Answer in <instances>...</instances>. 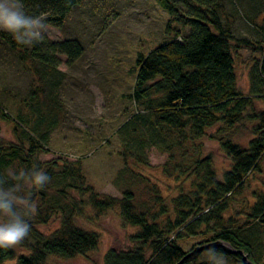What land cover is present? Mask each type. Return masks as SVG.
<instances>
[{"label": "trees", "instance_id": "trees-1", "mask_svg": "<svg viewBox=\"0 0 264 264\" xmlns=\"http://www.w3.org/2000/svg\"><path fill=\"white\" fill-rule=\"evenodd\" d=\"M82 1L20 0L27 15L40 16L46 25L55 28L61 27ZM153 1L169 17L167 31L174 23L189 32L180 41L178 31L171 41L145 56H137L129 101L142 106L152 126L176 137L177 146L207 136V130L217 124L231 129L244 119L257 121L253 139L246 149L229 139H219L222 152L230 160L229 169L219 180L210 158L200 159L189 170L193 178L188 188L180 189L169 202L170 207L154 187L148 191L149 206L141 210L133 204L130 190H125L120 199L100 196L86 185L78 163L62 161L58 167L56 161L40 163L36 159L46 152L49 136L62 119V104L54 92L59 80L48 82L46 76L57 74L55 55L65 56L66 64L71 65L82 55V48L74 40L28 47L1 33V40L33 78L22 103L24 112L17 114L11 130L15 143L0 141V181L4 187L19 183L9 178V172L33 166L50 177L43 189L21 187L20 194L30 191L37 208L34 217H27L34 242L24 240L18 245L26 254L18 257L16 264H47L49 257L67 260L94 251L98 234L77 227L74 221L82 215L83 206L96 215L118 209L123 224L137 229L129 237L131 248L118 253L108 251L103 264H211L198 262L203 253L226 257L231 264H245L243 255L250 264H257L251 257L258 249L257 243L248 237L253 231H264V190L248 196L245 190L250 176L264 161V115L255 113V101L264 95V27H258L261 41L238 40L230 33V23L222 22V0ZM241 49L261 55L257 73L251 74L250 96H242L236 86L234 55ZM1 119L6 117L2 115ZM125 127L123 134L132 133L136 123L129 119ZM70 192L86 197V202L74 201ZM55 213L62 214L60 226L49 237H43L33 225H45ZM192 238L197 243L184 251L178 241ZM217 242L242 255L228 252ZM14 257L13 248H0V264Z\"/></svg>", "mask_w": 264, "mask_h": 264}, {"label": "rangeland", "instance_id": "rangeland-1", "mask_svg": "<svg viewBox=\"0 0 264 264\" xmlns=\"http://www.w3.org/2000/svg\"><path fill=\"white\" fill-rule=\"evenodd\" d=\"M221 5L222 22L230 23V33L235 39L261 41L257 32L258 27H264V0H222ZM168 22L167 13L153 0H83L70 11L61 27L47 25L42 37L32 44L74 40L83 52L71 65L66 64L65 56L55 55L59 63L57 74L46 76L48 82L59 80L54 92L62 104V119L49 136L46 152L37 155V161H56L58 167L62 161L78 163L86 185L94 193L120 199L125 190H130L134 194L133 204L140 210L149 206L148 191L152 187L158 189L170 207L169 202L180 189L188 188L193 178L189 170L200 159L210 158L220 180L229 169L230 160L222 152L219 139L248 148L256 120L244 119L231 129L217 124L207 130V136L177 146L176 137L152 126L142 106L128 99L134 85L137 56H145L156 46L171 41L178 31L180 41L188 34V29L174 23L170 24L171 31H167ZM1 33L14 39L5 30L0 29V36ZM260 62L259 52L241 49L234 55L236 86L242 96L251 95V74L257 73ZM32 78L0 37V141L4 143H15L11 130L17 114L24 112L22 103L30 91ZM257 98L255 113L264 115V95ZM2 115L6 119H1ZM129 119L136 123V130L123 134ZM263 182L264 161L259 171L250 176L245 195L264 190ZM69 195L76 202H86V197L74 192ZM61 219L62 214L55 213L45 225L33 226L43 237H49L59 228ZM74 221L77 227L98 234L97 248L67 260L49 257L47 264H103L108 251L118 253L131 248L129 237L137 232L136 228L123 224L118 209L96 215L90 207L83 206L82 215ZM251 233L248 238L258 247L251 257L257 264H264V231ZM25 241L34 242L31 233ZM178 243L188 251L197 240ZM13 250L15 257L3 264H16L18 257L26 254L19 246ZM198 262L231 264L226 257L209 253L201 254Z\"/></svg>", "mask_w": 264, "mask_h": 264}, {"label": "clouds", "instance_id": "clouds-1", "mask_svg": "<svg viewBox=\"0 0 264 264\" xmlns=\"http://www.w3.org/2000/svg\"><path fill=\"white\" fill-rule=\"evenodd\" d=\"M0 29L13 34L18 43L30 45L42 37L47 25L42 17L27 15L20 0H0ZM8 175L19 183L4 187L0 181V248L5 249L20 245L28 237L31 226L26 217L36 213L37 205L31 199V192L21 195V187L43 189L50 182L47 173L35 166Z\"/></svg>", "mask_w": 264, "mask_h": 264}, {"label": "water", "instance_id": "water-1", "mask_svg": "<svg viewBox=\"0 0 264 264\" xmlns=\"http://www.w3.org/2000/svg\"><path fill=\"white\" fill-rule=\"evenodd\" d=\"M214 245H215V244H214ZM216 245H219V246L223 247L225 250H227V251L230 252V253H236V254L242 255V253H240V252H236V251H234L233 249H231L230 247L225 246V245H223V244L220 243V242H217ZM208 246H211V245H208ZM202 248H203V247H201V248H199V249H202ZM242 261H243L245 264H250V263L247 261L246 257L243 256V255H242Z\"/></svg>", "mask_w": 264, "mask_h": 264}]
</instances>
